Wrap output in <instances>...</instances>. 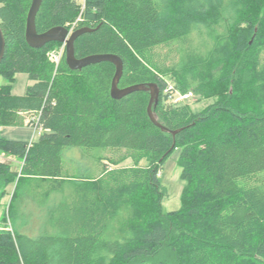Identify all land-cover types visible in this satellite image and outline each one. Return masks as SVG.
Segmentation results:
<instances>
[{"label":"trees","instance_id":"obj_1","mask_svg":"<svg viewBox=\"0 0 264 264\" xmlns=\"http://www.w3.org/2000/svg\"><path fill=\"white\" fill-rule=\"evenodd\" d=\"M31 1L0 0V126L17 124L26 111L38 113L43 130L32 141L0 136V150L22 162L15 170L0 160V207L16 180L13 228H0V264H264V107L228 95L196 112L167 103L164 94L170 69L184 92L204 93L216 80L201 78L185 57L166 67L175 41L198 34L207 49L209 35L216 36L207 53L216 41L238 54L264 47V21L250 19L255 10L264 16V0L42 1L37 30L80 16L76 29L92 30L76 39V56L119 55L121 88L157 83L154 114L175 135L150 119L149 91L111 96L112 62L71 69L66 51L59 64L48 56L60 42L30 46ZM20 72L33 83L15 94ZM176 150L187 184L181 207L165 212L159 171ZM76 151L92 163L78 173ZM128 158L133 164L121 165Z\"/></svg>","mask_w":264,"mask_h":264},{"label":"rangeland","instance_id":"obj_2","mask_svg":"<svg viewBox=\"0 0 264 264\" xmlns=\"http://www.w3.org/2000/svg\"><path fill=\"white\" fill-rule=\"evenodd\" d=\"M86 0H77L78 3L84 6ZM264 2L261 1L260 5ZM254 11V9L252 10ZM258 12L250 18L252 21H264L263 11ZM249 19V20H250ZM209 45L212 46L216 36L209 35ZM193 38L186 42L175 41L173 43V53L170 51L168 57L164 61L166 67L175 65L176 62H182V58L185 57V62H190L193 65L200 67V77L206 80L216 79L214 84H210L204 93H198L192 90L193 97L188 100L181 98V94L184 92L175 86V82L172 80V70L164 76L168 86L174 87V97L172 100H167V103L173 105L187 104L193 111H201L206 109L210 104L217 102L221 97H227L233 95L232 100H241L246 103L258 107H264V47L259 45L252 51H247L245 54L236 53L235 49L231 45H223L221 48L218 47L219 41H216L211 52H206L210 46L206 49L204 42L198 34H193ZM218 38L217 40H220ZM221 42V41H220ZM62 45L56 44L48 52V56L52 53L59 56ZM176 48L179 52L174 51ZM220 49V51H218ZM166 52V50L164 51ZM243 53V52H241ZM213 54H215L213 56ZM52 60V59H51ZM53 61V60H52ZM55 64L56 62L53 61ZM60 62V61H59ZM184 62V63H185ZM222 65V67H221ZM216 76V77H213ZM6 83L5 78L0 75V85ZM30 83L27 73H17L15 80L12 83V92L15 94H21L25 91L26 85ZM19 122L12 125L0 126V136H4L10 139L17 140H35L39 137V134L43 131L36 129L35 121L38 118V113L22 111L19 113ZM73 156L82 161H77L74 164L73 172L78 173L79 166L86 168L91 166V162H86L80 157L78 151ZM179 150L174 151L171 156L162 164L161 170L159 171V179L164 188V198L162 201L163 210L165 212L175 210L182 205V194L186 187L187 181L182 178V169L178 163ZM0 160L8 162L13 169H20L21 159L14 154H8L0 150ZM141 164L146 165L147 160L142 159ZM133 160L131 158L126 159L121 165H132ZM87 171V169L85 170ZM16 180L11 184H8L5 192L6 194L2 198V205L0 207V228L5 227L8 230H12L13 226L9 219L8 207L11 202L12 195L15 191ZM30 205L28 209L33 208ZM4 216L5 221H4ZM32 225L29 231L34 233L37 231V221L35 218L32 220Z\"/></svg>","mask_w":264,"mask_h":264},{"label":"water","instance_id":"obj_3","mask_svg":"<svg viewBox=\"0 0 264 264\" xmlns=\"http://www.w3.org/2000/svg\"><path fill=\"white\" fill-rule=\"evenodd\" d=\"M43 0H32L30 8L27 13L26 18V30L25 37L28 44L32 47H42L45 44L55 41L60 43H65L66 45V62L71 69H81L84 66L98 63L101 61H110L115 67V74L111 82V96L113 98H121L133 91L144 90L150 92V99L147 106V112L154 124L161 127L163 130L171 131L173 135L176 134L177 130H170L164 124H162L156 118L154 114V106L157 104L160 95V88L157 83H138L133 84L124 88L119 87V81L123 74V60L115 53H94L83 57H77L75 54V41L81 34L91 31L92 28L82 27L73 32H69L66 25L53 26L43 32H39L36 26L37 13L41 7ZM6 50V40L2 27L0 26V62L2 61Z\"/></svg>","mask_w":264,"mask_h":264},{"label":"built area","instance_id":"obj_4","mask_svg":"<svg viewBox=\"0 0 264 264\" xmlns=\"http://www.w3.org/2000/svg\"><path fill=\"white\" fill-rule=\"evenodd\" d=\"M78 20H80V16L74 22L68 23L66 25L70 26L71 30H73L75 28ZM60 44L62 45V47H61L60 53H58L59 56L57 57V55L54 54V53L49 55L50 59L55 61L56 64H59V61L61 60V58H62V56H63V54L65 52V48H66L65 43H60ZM164 94H168L169 100H172V98L174 97V92L172 91V86H167L164 89ZM180 96H181L182 99L188 100V99H191L193 97V92H192V90H188L187 92L182 93ZM35 123L37 124L36 125V129L39 130V132H40L42 130V126L39 125V119L38 118L35 121ZM30 141H32V140H30ZM20 264H23V263H20Z\"/></svg>","mask_w":264,"mask_h":264},{"label":"bare ground","instance_id":"obj_5","mask_svg":"<svg viewBox=\"0 0 264 264\" xmlns=\"http://www.w3.org/2000/svg\"><path fill=\"white\" fill-rule=\"evenodd\" d=\"M76 25H77V24H76ZM67 27H68L70 33L73 32V31H75V29H76V26H75V28H74L73 30H71L70 26H67ZM76 30H77V29H76ZM65 46H66V45H65ZM65 51H66V48H65ZM172 91L174 92L173 87H172ZM186 92H187V91H186ZM183 93H185V92H183ZM167 99L169 100L168 94H167Z\"/></svg>","mask_w":264,"mask_h":264},{"label":"crops","instance_id":"obj_6","mask_svg":"<svg viewBox=\"0 0 264 264\" xmlns=\"http://www.w3.org/2000/svg\"><path fill=\"white\" fill-rule=\"evenodd\" d=\"M29 80H30V79H29ZM31 83H33V81H32V80H30V83H28L27 85H29V84H31ZM27 85H26V86H27ZM23 93H24V92H23ZM23 93H21V94H23ZM25 141H26V140H25Z\"/></svg>","mask_w":264,"mask_h":264},{"label":"flooded vegetation","instance_id":"obj_7","mask_svg":"<svg viewBox=\"0 0 264 264\" xmlns=\"http://www.w3.org/2000/svg\"><path fill=\"white\" fill-rule=\"evenodd\" d=\"M39 119V118H38Z\"/></svg>","mask_w":264,"mask_h":264}]
</instances>
